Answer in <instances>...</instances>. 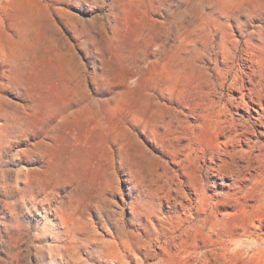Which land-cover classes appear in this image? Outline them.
<instances>
[{"label":"rangeland","instance_id":"374dc122","mask_svg":"<svg viewBox=\"0 0 264 264\" xmlns=\"http://www.w3.org/2000/svg\"><path fill=\"white\" fill-rule=\"evenodd\" d=\"M133 4L146 34L126 28L105 71L98 47L115 59ZM259 83L264 0H0V264H263L264 147L249 140L264 137L228 148L238 175L213 154L221 107ZM126 92L131 161L101 113Z\"/></svg>","mask_w":264,"mask_h":264},{"label":"bare ground","instance_id":"6f19581e","mask_svg":"<svg viewBox=\"0 0 264 264\" xmlns=\"http://www.w3.org/2000/svg\"><path fill=\"white\" fill-rule=\"evenodd\" d=\"M127 10H129L130 8H133L132 11L135 10V12H133L131 15H129L130 17L127 18L128 20V23L130 22L131 24H127V22H125V19H119L116 23V26H115V36H114V39L111 41L110 44H112V46H117V54L115 56V59L112 60V61H107L106 59V53H105V49H104V46H100L98 47V52H99V56L101 57V62H102V65H103V68L105 71H111L114 69L115 67V64L118 63L121 59H122V56H123V49L126 48V42L122 40L123 38V35L125 33V30L127 28V30H129V33L135 37H143L145 36L146 34V30H145V26L140 22V15H141V12L139 9H135V5H130V8L126 7ZM129 26V27H128ZM204 26V25H203ZM201 28V26L199 27V29ZM199 29L193 31L191 34H189V37L188 38V41L190 42V40H192L194 38L195 35L198 34V31ZM222 34V33H221ZM241 34V33H240ZM224 35V34H223ZM225 36V35H224ZM230 37V35H229ZM226 39V38H225ZM234 40V39H233ZM232 40V41H233ZM248 42V41H247ZM249 44V43H247ZM250 45V44H249ZM225 46V44H224ZM223 46V47H224ZM226 47V46H225ZM253 47V46H252ZM225 50V49H224ZM250 50V49H249ZM226 51V50H225ZM231 51V50H230ZM248 51V50H247ZM246 52V51H245ZM254 52V50H253ZM229 53V52H228ZM252 53V52H251ZM233 55V54H232ZM248 60V59H247ZM257 64V63H256ZM168 67L169 69V73H168V78L169 80H172L173 83L176 82V71L178 69V63L176 62H172V63H168L167 65H165ZM244 72V71H243ZM254 74V73H253ZM227 75V74H226ZM242 76V75H241ZM261 80H262V77H261ZM259 81V80H258ZM257 81V82H258ZM241 83V82H240ZM221 84V83H220ZM241 91L243 92L242 93V97L240 96V98H231L230 101H229V104H226V105H223L221 107V114H220V117H221V121H220V132L221 134L227 139L225 142H221L220 145L223 146L222 150L221 151H218V152H213V154L216 156L215 160H217V162L215 163V168H214V171H216L218 174L220 175H226V174H237L235 168L231 167L228 163H227V160L226 158H228V156L231 155V151L228 150L229 147H233V146H236L238 143H240L243 139H247V137L249 136H254V137H257V138H260V137H264V131H257L255 130V126L258 124L260 127L264 128V104H263V101H264V88H262V86H260V83L259 85H253V87L251 88H245V87H241ZM168 92V90H167ZM234 92V91H233ZM133 99H134V94L133 92H126L125 94L122 95V97L116 101V104L114 107H110L108 106L107 104H101V108H102V111L101 113L104 112V114L106 115V118L107 120L109 121V123H112L113 124V131L115 133L114 135V138L119 140L121 142V145H122V149L124 151V153L126 154V156L128 157L129 161H131L132 159L129 157V140L126 138V136L123 135L122 131L119 130L117 128V124H116V121L118 119V117L120 115H125L127 114L130 110H131V107L133 105ZM223 99V98H222ZM247 99H250L252 104H255L259 107L262 108V113L256 111L255 108H253L250 104V102L247 101ZM228 101V100H227ZM213 102V101H212ZM222 102V101H221ZM233 109L234 110H241L243 109L245 111V115H241L239 113H234L233 112ZM258 109V108H257ZM81 110H84V111H89L90 109L88 108V104H84L82 106V108L79 109V111ZM138 110V112H142V109L141 107L138 109H136V111ZM256 111L258 112V117H255L253 116V112ZM197 122V121H196ZM212 125V124H211ZM215 126V125H214ZM219 127V126H218ZM262 142H259V141H251L249 140V145H250V148H263L264 147V144H262ZM227 148V149H226ZM209 149V148H208ZM249 151V150H247ZM257 151V150H256ZM234 152V151H233ZM245 153V151H244ZM243 154V153H242ZM241 154V155H242ZM246 154V153H245ZM252 156V155H251ZM250 158V157H249ZM214 160V159H213ZM259 160V159H258ZM205 166V165H204ZM246 170V169H245ZM185 175V174H184ZM238 175V174H237ZM187 176V175H186ZM76 177V175H75ZM74 175H72V178H75ZM176 178V177H175ZM205 180V179H204ZM174 182V180H173ZM41 185V184H40ZM47 186V185H46ZM86 187L85 184H83L82 182L79 183V190L80 191H84V188ZM168 187V186H167ZM57 188V187H56ZM106 189V188H105ZM194 189V188H193ZM241 191V190H240ZM73 192V191H72ZM85 193V192H84ZM199 194V193H198ZM83 195V194H82ZM87 195V193H86ZM216 195V194H215ZM237 195V194H236ZM34 196V195H33ZM71 196H72V193H71ZM75 196V195H74ZM102 198V197H101ZM238 198V197H237ZM34 199V197H33ZM77 199V198H76ZM83 199V198H81ZM80 199V200H81ZM90 199V198H89ZM191 199V198H190ZM45 200V198H44ZM162 200V199H161ZM232 200V199H231ZM47 201V200H46ZM73 201H70L69 203L71 205L74 206V204L72 203ZM76 202V200H75ZM223 202H225L223 200ZM68 203V205H69ZM161 203V202H160ZM199 203V202H198ZM201 204V203H200ZM67 205V206H68ZM79 205V204H78ZM220 205V204H219ZM64 206V205H63ZM66 206V207H67ZM77 206V205H76ZM75 206V207H76ZM194 206V205H193ZM200 206V205H199ZM218 206V205H217ZM46 208V207H45ZM69 208V207H68ZM71 208V207H70ZM101 208V207H99ZM191 208V207H190ZM193 208V207H192ZM73 209V208H72ZM187 210V209H186ZM52 211V210H51ZM74 211V210H73ZM189 211V210H188ZM161 212V211H160ZM192 212V211H191ZM62 213V212H61ZM71 212H69L67 214V216L70 214ZM73 213V212H72ZM202 213V212H201ZM74 214V213H73ZM156 214V213H155ZM71 215V214H70ZM69 215V216H70ZM185 215V214H184ZM214 215V214H213ZM73 216V215H72ZM147 216V215H146ZM59 217V216H58ZM79 217V215H78ZM61 218V217H60ZM59 218V219H60ZM64 218V217H63ZM62 218V219H63ZM76 218V216H75ZM219 218V217H218ZM187 219V218H186ZM209 219V218H208ZM66 220V219H65ZM185 220V219H184ZM61 221V220H60ZM85 221V220H84ZM73 222V221H72ZM62 223V221H61ZM70 224H74V223H71ZM181 224V223H180ZM125 225V224H124ZM182 225V224H181ZM187 225V224H186ZM75 226V224L73 225ZM82 226V225H81ZM188 226V225H187ZM214 226V225H213ZM78 227V226H77ZM88 227V226H87ZM63 228V227H62ZM69 228V227H68ZM183 228V226H182ZM214 228V227H213ZM72 229H74L72 227ZM77 229V228H76ZM75 229V230H76ZM136 229V227H135ZM67 230V229H66ZM74 230V231H75ZM134 230V229H133ZM132 230V231H133ZM82 231H83V228H82ZM69 232V231H68ZM77 232V231H76ZM85 232V230H84ZM124 232V231H123ZM131 232V231H130ZM129 232V234H131ZM157 232V231H156ZM178 232V231H177ZM190 232V231H189ZM67 233V232H66ZM78 233V232H77ZM82 233V232H81ZM127 233V232H126ZM176 233V232H175ZM74 234V232H73ZM80 234V232H79ZM134 234V233H133ZM140 234V233H139ZM78 235V234H77ZM167 235V234H166ZM177 235V234H176ZM84 236V235H83ZM179 236V235H178ZM67 237V235H66ZM74 237V236H73ZM127 237V236H126ZM253 237V236H252ZM75 238H77V236H75ZM74 238V240H76ZM162 238V237H161ZM79 239V238H78ZM84 239V238H83ZM83 239H81L83 241ZM123 239V238H121ZM124 239H125V236H124ZM166 239V237H165ZM168 239V238H167ZM166 239V240H167ZM177 239V238H176ZM180 239V237H179ZM65 240V239H64ZM127 240H128V237H127ZM126 240V241H127ZM142 240V239H141ZM63 241V240H62ZM111 241V240H110ZM177 241V240H176ZM61 242V241H60ZM125 242V241H123ZM149 242V240H148ZM251 242V241H250ZM253 242V240H252ZM256 242V241H255ZM58 243V242H57ZM69 243V242H67ZM83 243V242H82ZM92 243V241L90 242ZM96 243V242H94ZM119 243V242H118ZM152 243V242H151ZM258 243V242H257ZM72 244V243H70ZM81 244V242H80ZM66 245V244H65ZM69 246V244H67ZM84 245V243L82 244ZM129 245V244H128ZM73 246V245H72ZM72 246H69V249L72 247ZM76 246V245H75ZM131 247V246H130ZM138 247V246H137ZM225 248V247H224ZM228 248V247H227ZM250 248V247H249ZM58 249V248H57ZM65 249V248H63ZM131 249V248H130ZM161 249V247H160ZM77 250V249H76ZM75 250V252H76ZM121 250V249H120ZM129 250V248H128ZM147 250V249H145ZM167 250V249H166ZM165 250V251H166ZM222 250V249H221ZM57 251V250H56ZM112 251H115L114 249ZM214 251V250H213ZM244 251V250H243ZM65 252V251H64ZM111 252V251H110ZM177 252H180L179 250ZM207 252V250H206ZM242 252V251H241ZM264 252V251H262ZM56 253V252H55ZM67 253V252H65ZM70 253V252H68ZM113 254L115 252H112ZM148 253V252H147ZM223 253V251H222ZM220 253V254H222ZM225 253H227L225 251ZM60 254V253H59ZM72 256H73V253H71ZM70 254V255H71ZM75 254V253H74ZM109 254V253H108ZM107 254V255H108ZM122 254V253H121ZM130 254V253H128ZM133 254V253H132ZM146 254V253H145ZM155 254V253H154ZM200 254V253H199ZM61 255H64V253L62 252ZM68 255V254H67ZM111 255V254H109ZM136 255V253H135ZM152 255V254H151ZM182 255V254H181ZM192 255V254H191ZM205 255V253H204ZM71 256V257H72ZM119 256V255H118ZM138 256V254H137ZM135 256V257H137ZM190 256V255H189ZM206 256V255H205ZM224 256V255H223ZM58 257V256H57ZM61 257V256H60ZM65 257V256H64ZM110 257V256H109ZM124 257V256H123ZM133 257V256H132ZM192 257V256H191ZM207 257V256H206ZM205 257V258H206ZM66 258V257H65ZM64 258V259H65ZM111 258H114V255L113 257ZM110 258V259H111ZM116 258V256H115ZM119 258V257H118ZM117 258V259H118ZM134 258V257H133ZM138 258V257H137ZM183 258V257H182ZM208 258V257H207ZM62 259V257H61ZM60 259V260H61ZM74 259V258H73ZM79 259V258H78ZM115 259V261L117 260ZM121 259V258H120ZM125 259V258H123ZM127 259V258H126ZM196 259V258H194ZM129 260V259H128ZM136 260V259H135ZM138 260V259H137ZM136 260V261H137ZM140 260V259H139ZM151 260V259H150ZM182 260V259H181ZM218 260V259H217ZM68 261V259H67ZM105 261V260H104ZM121 260H119L120 262ZM133 261V260H132ZM147 261V260H146ZM149 261V260H148ZM162 261V260H161ZM184 261V260H183ZM191 261V260H189ZM195 261V260H192V262ZM75 262V261H73ZM78 262V261H77ZM110 262L112 263L113 261L110 260ZM128 261H126L125 264H129L127 263ZM164 262V261H163ZM224 262V261H222ZM222 262H210V261H207V260H203L202 262L200 263H194V264H227L226 263V260H225V263H222ZM65 263H66V259H65ZM114 263V262H113ZM123 264V262H121ZM166 263V262H165ZM179 263V262H178ZM193 263H189V264H193ZM120 264V263H119ZM136 264H139L136 262ZM167 264V263H166ZM169 264V263H168ZM182 264V263H181ZM260 264V263H259ZM264 264V263H263Z\"/></svg>","mask_w":264,"mask_h":264}]
</instances>
